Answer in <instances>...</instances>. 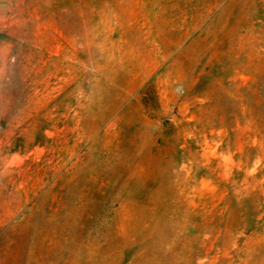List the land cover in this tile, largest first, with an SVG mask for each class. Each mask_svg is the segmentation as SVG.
I'll use <instances>...</instances> for the list:
<instances>
[{
  "label": "rangeland",
  "instance_id": "374dc122",
  "mask_svg": "<svg viewBox=\"0 0 264 264\" xmlns=\"http://www.w3.org/2000/svg\"><path fill=\"white\" fill-rule=\"evenodd\" d=\"M56 3L0 0V264H264V0Z\"/></svg>",
  "mask_w": 264,
  "mask_h": 264
},
{
  "label": "bare ground",
  "instance_id": "6f19581e",
  "mask_svg": "<svg viewBox=\"0 0 264 264\" xmlns=\"http://www.w3.org/2000/svg\"><path fill=\"white\" fill-rule=\"evenodd\" d=\"M56 1L57 0H36V8L34 10V15L37 17H44L48 24L55 27L57 20L59 18V16L61 15V10L59 8H56ZM59 1V0H58ZM88 24V22L86 23V25ZM84 25L79 34L77 35L78 39L76 37L72 38L73 42H74V46L77 45V41H83L84 45L86 47H93L95 45V41L97 39V37L94 35L93 32H91L88 28V26ZM62 27V32L63 33H67V34H71V30L68 28V26H66L65 24L61 26ZM42 28V26L38 25V28H36V30H34V32H32V34H34L33 38H34V44L39 46L40 44H43V42L40 41V39H38L37 37V32ZM57 32V31H56ZM60 32V31H58ZM65 38V40H69L68 37H63ZM71 38V36H70ZM44 45V44H43Z\"/></svg>",
  "mask_w": 264,
  "mask_h": 264
}]
</instances>
